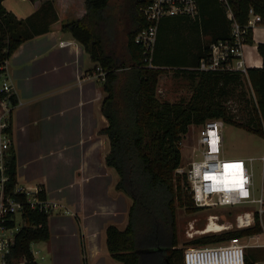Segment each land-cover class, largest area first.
<instances>
[{
    "label": "trees",
    "instance_id": "1",
    "mask_svg": "<svg viewBox=\"0 0 264 264\" xmlns=\"http://www.w3.org/2000/svg\"><path fill=\"white\" fill-rule=\"evenodd\" d=\"M33 1V0H32ZM146 0H126L121 49L112 46L114 19L107 12L108 0H82L83 12L64 19L60 29L81 43L91 60L103 71L104 95L100 111L106 125L108 150L104 162L117 174L114 188L130 198L126 223L118 228L108 223L104 243L109 255L121 264H182V249L175 246L176 206L193 205L180 166V140L190 124L207 118L242 127L264 139V41L256 42L260 66H246L245 72L199 69V59H207L209 44L229 35V22L219 0H196V16H166L157 23L150 56L151 65L141 59L135 32L145 24L138 5ZM233 18L246 22L248 9L264 19V0H227ZM57 14L52 0H39L35 9L23 17L6 10L0 0V62L24 39L47 31ZM243 42H252L250 26ZM172 69L176 75L193 80L186 99L167 100L156 95L158 74ZM244 77L251 89L245 120H237L223 99ZM13 100L15 98L13 97ZM5 191L21 201V224L13 233L6 257L21 264H36L30 242L48 237V209L30 206L24 195L13 191L16 183L11 147L6 157ZM37 196L44 198L38 185ZM10 226L13 219H5ZM261 231L257 216L253 224L204 234L200 244L230 236ZM245 264H250L246 260Z\"/></svg>",
    "mask_w": 264,
    "mask_h": 264
},
{
    "label": "crops",
    "instance_id": "2",
    "mask_svg": "<svg viewBox=\"0 0 264 264\" xmlns=\"http://www.w3.org/2000/svg\"><path fill=\"white\" fill-rule=\"evenodd\" d=\"M38 1L29 0L22 8L14 0L1 3L19 18ZM52 2L57 18L49 29L18 43L4 62L15 98L9 136L16 184L40 185L45 200L53 204L48 214L57 217L53 237L47 216L48 237L30 242V249L35 259V245L48 264H64L65 252L76 264H121L106 250L104 228L108 223L124 226L130 198L114 188L117 174L104 162L108 139L100 131L106 125L100 111L103 77L81 43L59 27L62 20L81 15L82 0ZM250 29L252 42L242 43L240 55L245 66H260L255 44L264 41V19ZM178 76L187 81L188 94L176 99H186L194 81ZM223 140L220 126L221 147ZM63 213L74 220L71 240L65 238ZM242 237L249 239L243 242L246 260L264 264V229Z\"/></svg>",
    "mask_w": 264,
    "mask_h": 264
},
{
    "label": "built area",
    "instance_id": "3",
    "mask_svg": "<svg viewBox=\"0 0 264 264\" xmlns=\"http://www.w3.org/2000/svg\"><path fill=\"white\" fill-rule=\"evenodd\" d=\"M224 8L229 22V35L226 38L210 42L207 59H199V69H228L245 72V64L241 58V45L246 29L260 20L258 13L248 9L246 22L239 24L232 16L227 0H219ZM145 24L134 34L138 42L141 59L151 65L150 56L155 40L157 23L166 16L186 15L196 16V0H146L138 5ZM62 43V41H59ZM5 59L0 62V264H21V261L6 257L13 233L17 229L16 213L20 216L21 201L13 198L5 191L7 181L6 157L10 147V112L15 104L14 91L5 68ZM97 73L103 77V71L95 66ZM221 119L207 118L199 124L197 144L198 155L190 158L185 166H177V172H184L186 185L193 205L210 209L217 205H234L249 203L253 207H239L233 210V227H245L253 224L255 216L259 220L264 213V186L262 178L256 190L251 178V171L246 162L255 156L223 157L220 146ZM264 165V153L257 156ZM262 170V169H261ZM223 177V178H222ZM222 179V180H221ZM224 179V180H223ZM13 191L20 192L30 206H38L49 210L50 202L37 196L38 185L28 187L13 186ZM209 214L206 225L211 224ZM5 219H13V224L7 226ZM218 229H228L232 224L212 222ZM245 244L239 236H230L213 244L187 245L182 249V264H245Z\"/></svg>",
    "mask_w": 264,
    "mask_h": 264
},
{
    "label": "rangeland",
    "instance_id": "4",
    "mask_svg": "<svg viewBox=\"0 0 264 264\" xmlns=\"http://www.w3.org/2000/svg\"><path fill=\"white\" fill-rule=\"evenodd\" d=\"M19 7H24L28 4L29 0H14ZM79 0H74V3ZM126 0H108L107 12L112 14L114 19V35L112 46L113 48L121 49V42L123 39L122 29L125 23V13L124 7ZM80 3V2H78ZM188 94V83L181 77L175 74L172 69H163L159 72L157 83H156V95L159 98H167L171 100H176L178 96L185 97ZM251 95V89L247 80L244 77L237 82L235 86L232 87L231 91L227 94L225 99H223L224 104L233 114V117L237 120H245L247 116L248 98ZM199 124H190L180 140V166H185L190 158L198 155V136ZM221 131L224 137L223 145L221 147V155L223 157H247L255 156L251 161L250 165L248 162L246 164L250 168L251 178L254 184V188L257 190L260 186V179L262 178V185L264 186V165L262 167L261 161L257 156L264 153V139L250 131L232 125L227 122H222ZM262 169V170H261ZM190 206H176L175 207V218H174V238L175 246L183 249L187 245H200L195 239L204 234L218 233L223 230V228L216 230H206L209 228L207 224L209 214H215L216 217L210 218L216 222L230 223L232 224L230 228L233 227V210H237L239 207H253V204L242 203L234 205H217L211 207L210 209L196 208L191 209ZM54 213L48 214V223L51 228L52 237L54 235V223L57 222L56 215ZM16 225L21 224V218L18 213H16ZM59 218V217H58ZM64 218L67 227L66 239L75 238L71 233L74 226V220L72 215L68 213H63L61 219ZM211 222L210 226L214 224ZM261 227V231L264 229V213L258 220ZM242 242H248L247 237L240 238ZM222 241V240H220ZM216 242H209L203 244H213ZM35 251V260L37 264H48L46 258H42L41 251L35 248V245H31ZM64 251L67 248H62ZM248 249L244 246V251ZM68 250V249H67ZM66 250V251H67ZM65 256V257H64ZM65 255L62 257L64 264H76L73 259H65ZM113 260V259H111ZM117 262V261H116Z\"/></svg>",
    "mask_w": 264,
    "mask_h": 264
},
{
    "label": "bare ground",
    "instance_id": "5",
    "mask_svg": "<svg viewBox=\"0 0 264 264\" xmlns=\"http://www.w3.org/2000/svg\"><path fill=\"white\" fill-rule=\"evenodd\" d=\"M223 178V177H222ZM222 180V179H221ZM224 180V179H223ZM216 230V229H218V227L216 226V225H213V226H210V224H209V228L208 229H206V230Z\"/></svg>",
    "mask_w": 264,
    "mask_h": 264
},
{
    "label": "water",
    "instance_id": "6",
    "mask_svg": "<svg viewBox=\"0 0 264 264\" xmlns=\"http://www.w3.org/2000/svg\"><path fill=\"white\" fill-rule=\"evenodd\" d=\"M165 261H166V264H169V262L165 259Z\"/></svg>",
    "mask_w": 264,
    "mask_h": 264
}]
</instances>
